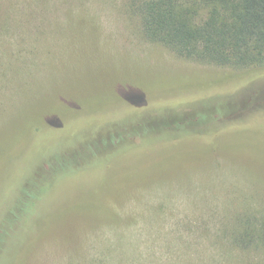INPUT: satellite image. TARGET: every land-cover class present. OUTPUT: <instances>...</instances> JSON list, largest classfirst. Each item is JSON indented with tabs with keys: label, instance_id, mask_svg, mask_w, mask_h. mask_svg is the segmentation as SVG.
I'll use <instances>...</instances> for the list:
<instances>
[{
	"label": "rangeland",
	"instance_id": "1",
	"mask_svg": "<svg viewBox=\"0 0 264 264\" xmlns=\"http://www.w3.org/2000/svg\"><path fill=\"white\" fill-rule=\"evenodd\" d=\"M129 4L0 0V218L42 161L135 114L125 101L146 116L165 114L167 102L200 114L189 133L159 123L61 176L0 264H188L181 253L264 264V242L242 251L232 239L264 230V69L179 57L143 37ZM217 78L258 94L238 104L194 96ZM248 98L258 109L247 112ZM75 116L66 129L47 124Z\"/></svg>",
	"mask_w": 264,
	"mask_h": 264
},
{
	"label": "trees",
	"instance_id": "2",
	"mask_svg": "<svg viewBox=\"0 0 264 264\" xmlns=\"http://www.w3.org/2000/svg\"><path fill=\"white\" fill-rule=\"evenodd\" d=\"M129 5L139 20L143 37L164 45L179 57L223 67L264 69V0H130ZM217 82L194 96L234 98L233 102L238 104L241 99L238 97L258 94L242 90L241 87L235 88L229 78H217ZM219 85H225L227 90L214 92ZM210 88L213 89L208 91ZM248 99L243 105L248 108L247 112L258 109L254 105L257 98ZM125 103L127 109L135 114L124 115L122 120L114 118L102 130L90 131L77 146L42 161L39 168L24 181L10 207L0 218V261L9 247L21 238L17 234L29 223L41 200L61 176L85 165L83 163L110 157L120 150L123 146L121 143L131 146L136 141L147 139L148 133L155 131L159 123L162 129L173 132L174 137H180L183 132L189 133V127L195 125V118L200 115L195 111L180 110L167 102L165 114L146 116L145 113L149 112L147 106ZM74 120H77V116L57 124H47L51 130L66 129ZM105 149L110 153L103 154ZM232 239L242 251L259 249L262 248L260 243L264 242V230L255 240L252 228H245ZM242 255L233 260L231 258L229 264L246 263L248 258L244 260ZM181 261L197 264L185 253H181Z\"/></svg>",
	"mask_w": 264,
	"mask_h": 264
}]
</instances>
